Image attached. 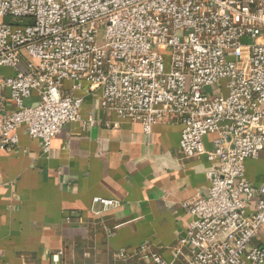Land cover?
Here are the masks:
<instances>
[{
  "label": "built area",
  "instance_id": "obj_1",
  "mask_svg": "<svg viewBox=\"0 0 264 264\" xmlns=\"http://www.w3.org/2000/svg\"><path fill=\"white\" fill-rule=\"evenodd\" d=\"M84 85L144 135L180 125L181 155L210 163L208 195L182 204L190 223L172 247L177 264H264V176L253 187L244 175L245 161L264 153V0H0V150L14 148L23 127L48 154L79 120L74 93ZM128 258L174 264L146 247L115 256Z\"/></svg>",
  "mask_w": 264,
  "mask_h": 264
},
{
  "label": "crops",
  "instance_id": "obj_2",
  "mask_svg": "<svg viewBox=\"0 0 264 264\" xmlns=\"http://www.w3.org/2000/svg\"><path fill=\"white\" fill-rule=\"evenodd\" d=\"M69 88L65 82V94ZM85 88L74 93L83 100L79 120L61 129L48 154L23 127L17 145L0 150V264H55L54 254L65 264H151L115 259L141 247L177 264L172 247L190 223L182 204L208 195L210 163L181 155L180 125L160 123L144 135L138 123L106 114L100 91ZM214 138H203L206 150ZM244 175L253 187L262 184L264 153L245 161ZM94 198L119 206L103 211Z\"/></svg>",
  "mask_w": 264,
  "mask_h": 264
},
{
  "label": "rangeland",
  "instance_id": "obj_3",
  "mask_svg": "<svg viewBox=\"0 0 264 264\" xmlns=\"http://www.w3.org/2000/svg\"><path fill=\"white\" fill-rule=\"evenodd\" d=\"M103 40H104V27L103 26H99L98 33H97V41L101 45ZM252 42H254V40H251V39H248V38H244L242 40V43H245V44H249V43H252Z\"/></svg>",
  "mask_w": 264,
  "mask_h": 264
}]
</instances>
